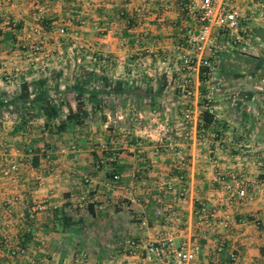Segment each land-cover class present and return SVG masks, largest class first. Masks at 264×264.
I'll return each instance as SVG.
<instances>
[{
	"label": "crops",
	"instance_id": "crops-1",
	"mask_svg": "<svg viewBox=\"0 0 264 264\" xmlns=\"http://www.w3.org/2000/svg\"><path fill=\"white\" fill-rule=\"evenodd\" d=\"M178 1L0 0V264H156L122 242L168 229L202 260L233 244L264 264V6L233 0L248 28L213 38L210 74L193 53L186 94L200 21ZM234 178L249 198L227 203Z\"/></svg>",
	"mask_w": 264,
	"mask_h": 264
},
{
	"label": "built area",
	"instance_id": "built-area-1",
	"mask_svg": "<svg viewBox=\"0 0 264 264\" xmlns=\"http://www.w3.org/2000/svg\"><path fill=\"white\" fill-rule=\"evenodd\" d=\"M178 4L180 9L186 14L195 16L200 21V25L196 30L188 29L186 31L185 39L187 45L177 53L178 62L176 69L183 74L180 85L184 93L189 94V72L193 53L202 51L207 45L209 59L205 62V73L210 74L214 69L220 49V46L213 42V38L222 32L228 41H238L242 37L241 31H246L248 27L246 23H243L244 17L234 6L233 0H179ZM257 5L259 8L263 7L264 1L258 0ZM60 31H62L61 28ZM34 32L39 34V28H35ZM260 80L264 83V74L260 77ZM186 116L187 113H184L183 117ZM227 139L231 138L227 137ZM217 178L223 179V175H217ZM163 185L166 187L165 189H172L169 181L163 182ZM224 187L227 191L225 196L227 203L231 202L234 197L238 199L249 198V194L237 178H234L232 182L226 183ZM180 192L181 189L178 193ZM199 209L206 214L207 210L204 206H200ZM155 213L165 219H169L173 212L170 206L165 205L164 208L155 210ZM230 219V216L226 214L218 223L225 228L228 226ZM174 238L175 232L172 229H168L163 234L141 240L126 238L122 244L139 246L142 258L156 264H232L237 257L236 246L232 244L229 246L224 258L202 260L198 258V250L195 245H190L186 242H175ZM222 247L223 245L219 243L215 249L218 251Z\"/></svg>",
	"mask_w": 264,
	"mask_h": 264
},
{
	"label": "trees",
	"instance_id": "trees-1",
	"mask_svg": "<svg viewBox=\"0 0 264 264\" xmlns=\"http://www.w3.org/2000/svg\"><path fill=\"white\" fill-rule=\"evenodd\" d=\"M20 87L25 90L26 89L25 83L22 82L20 84ZM41 107H42V111H43L45 119H46L44 124H45L46 128H49V130H50L51 126L49 124V121L53 117V115L55 114V106L48 99H44V102L41 103ZM64 120L74 121V122L80 121L79 112L78 111L67 112L65 114ZM61 124H63V122L62 121H58L57 125H55V126H58V125H61Z\"/></svg>",
	"mask_w": 264,
	"mask_h": 264
}]
</instances>
